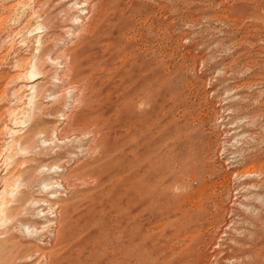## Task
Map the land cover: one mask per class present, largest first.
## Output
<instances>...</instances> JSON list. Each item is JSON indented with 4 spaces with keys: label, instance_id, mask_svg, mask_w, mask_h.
Instances as JSON below:
<instances>
[{
    "label": "rangeland",
    "instance_id": "rangeland-1",
    "mask_svg": "<svg viewBox=\"0 0 264 264\" xmlns=\"http://www.w3.org/2000/svg\"><path fill=\"white\" fill-rule=\"evenodd\" d=\"M11 211L0 264H264V0H0Z\"/></svg>",
    "mask_w": 264,
    "mask_h": 264
},
{
    "label": "bare ground",
    "instance_id": "bare-ground-1",
    "mask_svg": "<svg viewBox=\"0 0 264 264\" xmlns=\"http://www.w3.org/2000/svg\"><path fill=\"white\" fill-rule=\"evenodd\" d=\"M80 4V3H79ZM86 12H84L83 14H85ZM75 19V18H74ZM78 22V21H77ZM79 23V22H78ZM77 24V23H76ZM38 30H40V29H44L43 27H39V28H37ZM45 31V30H44ZM43 31V32H44ZM40 33H42V31L40 32H37L36 34L38 35V34H40ZM35 34V33H34ZM37 48L39 49L40 48V50H39V52L41 51V40H39L38 42H37ZM38 57V56H37ZM37 59V58H36ZM36 59H34V62L32 63V65H31V71H29V75H28V78H26L27 79V83H35L36 81H39L40 79H42V77H44L43 76V74H42V69H40L39 68V66H40V64H39V62L38 61H36ZM57 64H62V63H57ZM58 65V66H59ZM64 65V64H63ZM63 65H61L62 67H60L61 69L63 68ZM66 66V65H65ZM65 69V68H64ZM70 69V68H69ZM72 69V68H71ZM73 69H75V67L73 68ZM77 70V69H76ZM74 71V70H73ZM75 73V72H74ZM72 75V74H71ZM64 77V76H63ZM70 77H72V76H70ZM29 79V80H28ZM70 79V78H69ZM73 79H75L74 77H73ZM69 82V81H68ZM63 82H62V77L61 76H57L56 78H54V82H53V84L54 85H56L55 87H54V91H52V93L51 94H49V95H47V96H49V97H51V99H49L50 100V102L52 103V102H54L55 104H60V102H62L61 100H62V96L61 95H59V94H56V93H58L59 92V90L61 89V87L63 86V84H62ZM65 83V82H64ZM53 84H51V85H53ZM68 84V86H73V85H75V83L74 82H72V80L70 81V83H67ZM34 85H36V84H34ZM33 85V88L31 89L32 90V95H34V96H36L37 95V86H34ZM51 87V86H50ZM65 88V87H64ZM72 89V88H71ZM68 90V89H67ZM66 90V91H67ZM75 91V90H74ZM62 93V92H61ZM64 93V92H63ZM68 93V92H67ZM39 96V95H38ZM36 100V99H35ZM138 101V100H137ZM35 102H34V100H32V97L30 98V100L28 101V105H30V107L28 108V110H29V112H28V118L29 119H32L34 116H35V114L37 113V114H42V115H44V114H48L49 112H51L52 110H50V109H48V110H42L41 108H39V107H37L35 104H34ZM49 103V102H48ZM50 103V104H51ZM65 105V104H64ZM68 106V105H67ZM71 106V105H70ZM139 106V105H138ZM58 107V106H57ZM64 108H65V106H64ZM71 110V109H70ZM65 112H67L68 114L66 115V114H63L61 111H59L58 112V110H57V112H58V116L60 117V119L61 120H63L64 122L62 123V125H63V129H60V133H59V136L61 137L62 135H65L68 131H72V132H74V131H79V129H78V125H77V122H79L80 121V116L78 115V116H75V117H71V111H69V110H64ZM42 112V113H41ZM57 112H55V113H57ZM75 114H77V113H75ZM74 114V115H75ZM26 116H27V114H26ZM57 116V117H58ZM55 117H56V115H55ZM27 118V119H28ZM72 118V122H73V124H69V121H70V119ZM87 118V117H86ZM28 119V120H29ZM57 119V118H56ZM59 120V119H58ZM24 122H25V120H24ZM24 122H22V123H24ZM29 122H31V121H29ZM76 122V123H75ZM75 124V125H74ZM86 126H88V125H86ZM88 129V128H87ZM89 131H91V130H89ZM56 132V131H55ZM93 132V131H92ZM76 133V132H75ZM74 134V133H73ZM87 135V134H86ZM29 137H30V134L29 133H27L26 134V136L25 137H23V138H20L19 140H18V151L19 152H22V153H27L28 151H29V148H30V143L28 142L29 141ZM46 137V136H45ZM63 137V136H62ZM61 137V138H62ZM88 137V136H87ZM70 138V137H69ZM41 140V139H40ZM56 140V139H55ZM64 140V139H63ZM36 141V140H35ZM39 141V140H38ZM36 143V142H35ZM35 143H34V145H35ZM42 143H45V141H43ZM32 146V145H31ZM36 146V145H35ZM53 148V147H52ZM87 149V148H86ZM32 151V150H31ZM18 152V153H19ZM21 153V154H22ZM36 154V153H35ZM37 154H38V151H37ZM40 154V153H39ZM26 155H28V154H26ZM29 155H30V153H29ZM71 156V155H70ZM29 157V156H28ZM72 157V156H71ZM57 164V163H56ZM51 167H52V165H51ZM41 168V167H40ZM55 168H59V167H52V168H50L48 171H52V170H54ZM42 169V168H41ZM46 169V168H45ZM60 170H61V168H60ZM63 171V170H62ZM57 172V171H56ZM44 173V172H43ZM53 173H55V172H53ZM51 174H52V172H51ZM53 175V174H52ZM59 175V174H58ZM54 177H56V176H54ZM58 177V179L60 178L59 176H57ZM51 179V178H50ZM54 179V178H53ZM52 180H50V182H51ZM16 182V181H15ZM19 182V181H18ZM17 182V184H15L16 186L15 187H13L14 189H17V188H19V186L21 185V183H22V180L18 183ZM43 182V181H42ZM52 183V182H51ZM41 184V183H40ZM53 185H56L57 187L59 186V187H61V189L63 190L64 189V185H63V183L61 182V181H58V180H55L54 182H53ZM48 186L45 184V183H43V189L44 190H46V188H47ZM55 187V186H54ZM56 187V188H57ZM12 188V189H13ZM24 188V187H23ZM48 189V188H47ZM18 190V189H17ZM20 191V190H19ZM19 191H12V193H14L15 195V197L17 196V194H18V192ZM65 191V190H64ZM57 194H58V192H57ZM20 195V194H19ZM59 195H61V194H58V195H56V196H59ZM56 198V197H55ZM16 199V198H15ZM20 204V203H19ZM35 204V203H34ZM53 204V203H52ZM48 205V204H47ZM17 207V206H16ZM50 209H51V207H50ZM12 210V209H11ZM50 211V210H49ZM41 212H43V210L41 211ZM47 212H48V210H47ZM52 213H53V211H52ZM12 215H13V213H12V211H11V213H4L3 214V217H0V224L1 223H3V228H1V230L3 229V231H4V229H7L8 227H9V224L7 225L6 223L7 222H9L10 220H11V217H12ZM2 216V215H1ZM53 218H54V216H53ZM47 222H50L49 220H47ZM51 223V222H50ZM54 223H56V222H54ZM22 224V223H21ZM2 225V224H1ZM1 225H0V227H1ZM53 225V224H52ZM23 227H25V226H23ZM56 227V226H55ZM26 228V233H27V231H29V228L28 227H25ZM24 228V229H25ZM42 230V229H41ZM37 231V230H36ZM40 231V230H39ZM30 234V233H29ZM55 234V233H54ZM0 247H1V244H0ZM44 256V255H43Z\"/></svg>",
    "mask_w": 264,
    "mask_h": 264
}]
</instances>
